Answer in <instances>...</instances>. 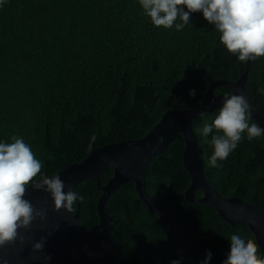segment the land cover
<instances>
[{
    "label": "trees",
    "instance_id": "obj_1",
    "mask_svg": "<svg viewBox=\"0 0 264 264\" xmlns=\"http://www.w3.org/2000/svg\"><path fill=\"white\" fill-rule=\"evenodd\" d=\"M219 35L201 12L192 13L182 30L158 28L139 0H5L0 6V142L21 137L50 176L83 161L95 148L143 137L169 110H199L215 80L236 81L246 69L247 61L228 52ZM245 86L264 115V94L258 92L264 89V56L252 60ZM232 91L224 86L215 90ZM221 106L222 101L211 114L193 120L207 177L222 195H239L264 213V134L249 140L243 133L219 167L207 162L216 130L204 137L201 129ZM250 123L257 122L252 117ZM184 148L178 129L168 148L152 157L147 189L180 213L204 253L211 251L209 262L222 264L231 235L257 240L247 223L231 224L213 205L186 199L191 176ZM112 176V170H105L102 183ZM75 192L83 196L82 224L99 232L102 192L95 180L80 182ZM196 193L201 196L203 190ZM106 211L115 220L123 264L179 260L134 180L109 196ZM181 245L200 264L191 248Z\"/></svg>",
    "mask_w": 264,
    "mask_h": 264
},
{
    "label": "water",
    "instance_id": "obj_2",
    "mask_svg": "<svg viewBox=\"0 0 264 264\" xmlns=\"http://www.w3.org/2000/svg\"><path fill=\"white\" fill-rule=\"evenodd\" d=\"M251 64L252 60H248L246 69L236 81L215 80L203 97L201 109L169 110L143 137L95 148L83 161L73 163L55 174L64 181L65 191L69 188L75 191L77 185L86 179L95 180L98 190L102 192L97 203L101 225L99 232L92 233L82 224L80 201H77L75 213H68L64 209L54 211L50 194L30 186L25 198L35 207L46 210L47 220L43 222L46 227L41 229V222L34 221L31 229L21 230L25 236L31 237L22 250L18 243L9 245L0 249V256L8 260V264H123L117 254L115 220L106 211V203L109 196L122 184L134 180L142 202L159 216L167 240L181 264H194L182 247V241L191 248L192 253L202 264L206 254L188 231L180 213L147 189L146 177L152 157L168 148L169 144L176 139L178 129L182 131L185 138L183 162L191 176V183L185 190L186 199L213 205L218 213L231 224L247 223L264 254V213L239 195H222L212 185L205 170L203 148L197 140L193 127V120L200 117L201 112L205 115L211 114L226 94H243L250 105L251 117L261 128H264V115L256 107L245 86ZM220 86L232 88L233 91L216 93V88ZM107 169L113 171V176L106 184H103L101 174ZM51 176L53 175L49 177ZM197 189H202L203 195L198 196ZM42 236L46 238L43 253L32 252L31 243L38 241ZM44 255L51 258L44 260ZM0 264H3V260H0ZM208 264L211 263L208 261Z\"/></svg>",
    "mask_w": 264,
    "mask_h": 264
},
{
    "label": "clouds",
    "instance_id": "obj_3",
    "mask_svg": "<svg viewBox=\"0 0 264 264\" xmlns=\"http://www.w3.org/2000/svg\"><path fill=\"white\" fill-rule=\"evenodd\" d=\"M4 2L0 0V6ZM139 4L154 26L166 29L175 26L177 31L190 22L192 13L201 12L204 19L215 26L220 42L228 52L237 55L239 61L264 56V0H139ZM177 20L181 22L177 23ZM258 92L264 94V89H258ZM189 95L194 96L195 90H190ZM204 115V112L200 113L201 117ZM251 119L250 105L243 94L224 96L212 123H205L201 129L204 137L216 130L210 140L214 151L207 161L209 166L219 167L218 161L228 158L243 133L249 140L264 134V128L250 123ZM42 168V162L21 137L14 135L11 142H0V249L18 243L22 250L31 237L25 236L21 230L31 229L34 221L41 222V229L46 227L43 223L47 220L46 210L35 207L25 198L30 186L50 194L54 211L64 209L75 213L76 202L83 200V196L71 188L64 190L65 183L59 175L49 177ZM45 239L42 236L32 242V252L43 253ZM229 240L230 251L222 264H264V254H260L254 239L233 234ZM50 258L43 256L44 260ZM211 258V251H207L202 264H208ZM0 260L8 264L2 256ZM170 264H180V260H173Z\"/></svg>",
    "mask_w": 264,
    "mask_h": 264
}]
</instances>
